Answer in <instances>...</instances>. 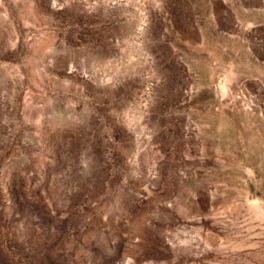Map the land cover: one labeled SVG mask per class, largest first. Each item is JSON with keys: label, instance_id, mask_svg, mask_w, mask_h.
Here are the masks:
<instances>
[{"label": "rangeland", "instance_id": "1", "mask_svg": "<svg viewBox=\"0 0 264 264\" xmlns=\"http://www.w3.org/2000/svg\"><path fill=\"white\" fill-rule=\"evenodd\" d=\"M0 264H264V0H0Z\"/></svg>", "mask_w": 264, "mask_h": 264}]
</instances>
